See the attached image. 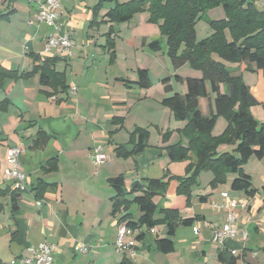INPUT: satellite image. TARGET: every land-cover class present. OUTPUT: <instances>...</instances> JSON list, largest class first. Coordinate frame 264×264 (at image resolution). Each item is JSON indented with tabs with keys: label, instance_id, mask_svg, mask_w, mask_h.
<instances>
[{
	"label": "crops",
	"instance_id": "0c3cea01",
	"mask_svg": "<svg viewBox=\"0 0 264 264\" xmlns=\"http://www.w3.org/2000/svg\"><path fill=\"white\" fill-rule=\"evenodd\" d=\"M38 1L0 0V12L14 10L8 21H0V65L26 74L33 71L37 57L59 58L56 70L65 74L68 89L65 93L53 94L50 87L41 85L39 74L27 79H6L0 85V104L7 102V109L0 110V205L3 207L0 212V264H20L21 258L32 256L28 250L30 246L37 247L43 242L56 246L53 264H197L202 261L221 264L218 260L221 250L239 257L237 264H261L264 254H258L253 247L257 242L253 241L256 237L264 238V195L260 189L252 199L243 192L231 190L229 193L226 189H231L235 174L228 176L226 185L212 189L210 183L214 176L201 173L192 188L191 207H188L186 197L176 194L177 181L170 183L166 195L154 199L159 208L177 210L183 219L201 218L191 227L177 229L172 238V253L156 250V240L167 237L166 226L148 231L140 241L137 239L140 231H133L124 240L135 241V247L117 250L120 224L118 217L112 214L114 190L109 179L123 175L129 188L142 180H160L166 171L173 176H184L187 166L185 162L172 163L163 149L178 142L177 131L186 125L184 121L175 120L172 112L162 105L166 97L176 92V87L171 82L173 94H167L163 80L157 89L153 84L147 90L136 84L139 70H147L150 77L151 68L138 62H143L142 58L147 60L146 49L151 42L161 40L160 30L149 23L148 13L136 15L129 23H103L90 28L92 8L100 0H59L63 7L59 33L69 34L74 43L71 56L63 58L44 52L45 38L54 30L35 20ZM112 7L111 3L104 5L100 20ZM209 15L211 20L225 18L221 7L209 11ZM112 26L115 28L111 38L115 42L116 57L110 64L107 34ZM166 51L162 49L148 58L154 60L153 57L157 59L160 54L167 56ZM226 65L235 75L242 73V77L245 76L244 64ZM186 67L181 68L187 69V75L179 68L175 77H202L201 72ZM181 89V93H176L184 95L183 85ZM210 97L215 96L210 94ZM253 108L251 111L255 114ZM200 110L204 116L209 114L207 99H200ZM114 118L124 120L122 129L119 122L112 123ZM219 127L220 130H214V136L225 131L227 122L220 120ZM135 128L150 132L149 147L129 159L116 158L115 147L122 145L128 151L134 148L129 142ZM167 131L173 134L171 140L164 143L162 135ZM39 133L45 134L47 140L42 147L33 148ZM153 135H156L155 143ZM99 146H103L106 153L111 152L116 162L111 160L96 167L92 155ZM14 147L23 150L20 165L25 174L15 215L17 227L12 218L10 195L5 194L16 188L4 175L7 152ZM234 149L235 146L223 145L218 152ZM52 159H57L58 170L43 173L42 167ZM251 163L264 165V160L253 157L244 166L253 181V174L247 169ZM40 179L50 186L44 197L37 200L33 190ZM223 193H228L231 199L245 207L234 209L239 237L218 245L212 242L213 228L226 220L229 211L216 206L222 204ZM203 196H208L206 202L200 201ZM135 217L137 219L139 214L135 213ZM155 218L161 216L157 213ZM195 227L199 229L198 233ZM16 231L17 236L13 237ZM245 232L246 239L241 235ZM263 246L264 242L261 248Z\"/></svg>",
	"mask_w": 264,
	"mask_h": 264
},
{
	"label": "trees",
	"instance_id": "16d2710c",
	"mask_svg": "<svg viewBox=\"0 0 264 264\" xmlns=\"http://www.w3.org/2000/svg\"><path fill=\"white\" fill-rule=\"evenodd\" d=\"M13 1V0H10ZM264 0H100L92 8L93 18L90 28H96L103 23L125 24L129 23L138 14L148 13L149 23L158 25L160 35L166 38L167 56L175 69L190 65L193 70L202 74L201 78L175 77L176 82L186 86L184 95L173 94L171 79L162 81L164 91L173 94L162 101L173 114L175 120L184 121L186 125L178 130L180 140L166 146L164 153L172 163L187 162L184 176H173L166 171L160 180L147 179L133 183L129 188L125 185V178L120 175L109 179V185L114 190L112 214L118 217V223L126 224L132 231H140L137 239L143 240L147 232L158 227H167V237L157 239L156 250L169 254L174 251L172 238L180 227H191L201 218L196 216L183 219L180 212L159 208L154 202L157 196L166 195L170 183L178 182L176 194L187 199L191 207L192 188L198 183L199 176L204 171L212 172L214 178L210 183L212 189L228 182V176L235 174L231 183V190L243 192L248 198H255L259 190L254 187L251 176L244 166L251 158L264 160V123L253 116L251 109L259 105V101L245 84L242 75H235L228 64H244L247 69L264 72V9L257 7V3ZM106 3L113 7L100 20V13ZM222 8L225 18L222 20H209L213 33L201 40H197L196 26L206 13L216 8ZM12 11L0 12V21H8ZM115 28L112 26L107 34L110 53V64L115 61V42L112 36ZM151 52L162 50L161 42L155 40L147 47ZM214 55L220 60H216ZM59 58H35L32 72L22 74L18 71L7 70L0 65V85L6 79H27L39 74L40 83L50 87L53 94L67 92L66 76L56 70ZM130 83V82H129ZM136 84L141 89H150L152 82L147 70L138 71ZM210 94L215 97L212 99ZM200 99L208 100L209 114L204 116L200 110ZM264 107V104H263ZM7 109V102L0 104V110ZM219 118L227 122L225 131L214 136L213 130ZM119 122L123 128L124 120L114 118L112 123ZM173 132L167 131L162 135L164 143H168ZM47 140L43 133H39L34 141L33 148L42 147ZM150 132L135 128L130 134L131 151L122 145L113 149L118 159H129L143 153L149 147ZM222 145L235 146L231 152L219 153ZM58 170L57 159L46 162L42 172L49 174ZM50 186L40 179L34 188L35 197L41 200ZM23 190L15 189L10 195L12 218L16 227V212ZM208 196L200 198L206 202ZM139 217L136 219L134 209ZM3 207L0 205V212ZM159 214L161 218L156 219ZM18 231L13 233L17 236ZM264 251V248H263ZM221 264H237L239 257L227 250H221L218 255Z\"/></svg>",
	"mask_w": 264,
	"mask_h": 264
},
{
	"label": "built area",
	"instance_id": "2783aa9c",
	"mask_svg": "<svg viewBox=\"0 0 264 264\" xmlns=\"http://www.w3.org/2000/svg\"><path fill=\"white\" fill-rule=\"evenodd\" d=\"M62 5L59 0H40L38 1V11L35 15V20L41 24H45L50 28H53L54 33L47 36L44 41V52L49 54H56L60 57L71 56L72 47L74 43L69 34L61 35L60 29L62 25L60 23V17L62 12ZM75 91V89H74ZM23 150L19 147L10 148L6 155V164L4 175L7 181L12 182V185L19 190L24 189L25 174L21 170L20 156ZM93 162L96 167L102 164L108 163L112 160V157L106 153L103 146H99L94 150L92 155ZM222 204L216 205L217 208H227L228 215L226 220L221 224L213 228L212 242L218 245L224 244L227 240H233L239 237L240 231L236 226V215L234 209L237 207H245L244 204H240L234 199H231L228 193L222 194ZM198 233L199 229L194 228ZM152 232L154 229L151 230ZM133 231L129 229L126 224L119 226L118 237L116 241V248L118 251L130 250L135 247L136 242H126L124 239L130 235ZM244 239L247 238V233L241 234ZM80 249V248H78ZM28 250L32 253L31 257L21 258L20 264H53L56 246L47 242L41 243L37 247L30 246ZM13 263H16L15 261Z\"/></svg>",
	"mask_w": 264,
	"mask_h": 264
},
{
	"label": "rangeland",
	"instance_id": "374dc122",
	"mask_svg": "<svg viewBox=\"0 0 264 264\" xmlns=\"http://www.w3.org/2000/svg\"><path fill=\"white\" fill-rule=\"evenodd\" d=\"M96 1H98V0H96ZM257 7L260 8V9H264V2L263 3H261V2L257 3ZM213 10H215V9H213ZM210 11H212V10H210ZM209 20H211V16L209 15V12H208V13L205 14L204 18L197 23L196 32H197V40L198 41H201V40L209 37L211 35V33H213V30H212L211 26L208 23ZM156 26H158V25H156ZM124 33H125V31L123 32V34ZM160 39H161L160 41H161L162 49L166 50L167 49L166 39L163 38V37L162 38L160 37ZM121 49H124V48L121 47ZM163 53H165V52H163ZM146 55L149 57L151 55H154V53L151 52L149 49H146ZM215 56H217V55H215ZM148 57H147V60H145V58H142L143 62L139 61L138 63L142 64L143 66H147V67L151 68L150 79H151L152 84L155 86V89H157L159 87V84H161L162 80L170 77L171 78V82L176 87L175 91L176 92L180 91V93H181L182 92L181 87L183 85L184 86V90L183 91H184V93H186L185 92L186 86L184 84L176 82L175 73L177 71L173 67V65L171 64L170 59L166 55L160 54L159 58H157V59L153 57L154 60L149 59ZM216 59L220 60L218 57ZM184 66H186V65H184ZM187 66L188 67H186V68H191L190 65L187 64ZM181 69H183V68H181ZM185 70H187V69H183L182 72H181V73H184L183 75H187L185 73ZM260 72H262L263 74L260 73ZM243 73H245V76L243 77L244 82L250 88L251 93L253 95H255L257 98H260V101H263V102H259L260 104L253 108V111H255V114H253V116L255 115L258 118L257 119L254 116L259 121V123H264V107H263V104H264V79H263L264 78V76H263L264 72L256 70V69L250 70V69H247V67L245 66V70H244ZM241 74L242 73H240V75ZM259 74H261V76ZM134 112H137V109H135ZM262 114H263V116H262ZM220 120H225V119L224 118H222V119L219 118L218 121H217V125L215 126L214 130L215 129L220 130L219 129L220 128L219 127V121ZM214 130H213V132H214ZM155 136L156 135H153V139H152L154 141V143L156 142V137ZM170 140H171V138H170ZM179 140H180V135H179V139L177 141H179ZM226 146H228V145H226ZM108 153L113 158L112 159L113 162H116V159L111 154V152H108ZM119 162L121 164L123 163V161H119ZM254 162H258V161H254ZM185 163H187V162H185ZM247 169L253 174L252 183H253L254 187H256L257 189H260L261 190V195H264V190H263V187H264V165H258V164L255 165V164L251 163L247 167ZM202 173H211L212 174V172H209V171H204ZM199 178H200V176H199ZM226 190L229 193L232 192L230 188H227ZM134 213H138L136 208L134 209ZM252 239H255V236H253ZM263 242H264V238H262V237H258V238L256 237V239L253 241V243H256L255 246H253V247L258 252L259 255L260 254H264V251H263L264 246L261 248V245H262ZM261 262L263 263L264 260L261 259ZM197 264H205V262L202 261V263L199 262Z\"/></svg>",
	"mask_w": 264,
	"mask_h": 264
}]
</instances>
